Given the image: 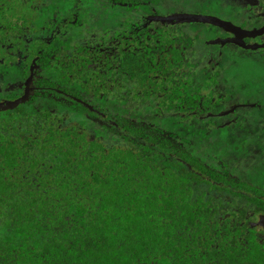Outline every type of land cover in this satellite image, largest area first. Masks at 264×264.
Masks as SVG:
<instances>
[{"label": "trees", "instance_id": "trees-1", "mask_svg": "<svg viewBox=\"0 0 264 264\" xmlns=\"http://www.w3.org/2000/svg\"><path fill=\"white\" fill-rule=\"evenodd\" d=\"M92 1L96 12L107 17L119 16L130 6L125 0ZM13 2L17 7L3 13V6ZM75 3L58 24L54 19L61 18L66 6L61 2L56 7L51 0L58 34L45 38L52 25L43 21L37 32L41 39L28 42L22 26L44 19V13L34 12L50 7L41 1L29 8L19 0H0V14L9 20L19 46L37 48L32 55H39L38 63L53 73L59 46L68 48L69 41H76L77 49L81 47L77 33L82 27L78 14L71 12ZM163 37L159 44L171 42L167 34ZM151 40L150 36L145 42ZM152 42L147 50L156 45ZM170 51L164 63L155 54L141 61L135 58L129 68L124 57L118 59L116 72L124 75L133 68L136 73L135 80L121 78L122 83L129 80L121 87L135 93L137 86L144 97L149 91L162 94L161 105H204V77L188 74L192 71L187 59ZM101 64L105 69L108 60ZM175 75L178 79L170 82ZM56 77L60 79L59 71ZM35 80L54 86L47 75ZM86 91L83 103H69L65 110L56 103L54 113L36 100L0 111V264H264L263 230L234 224L227 217L208 219L214 215L210 211L217 210L209 203L218 201L231 215L240 216L244 210L233 200L254 203L251 195L240 197L237 192L243 183L235 171L240 153L245 150L247 155L252 147L247 138L253 140L254 126L238 136L237 127H199L194 121L209 120L202 113L167 115L163 120L150 112L127 114L118 108L110 115L95 104L102 100L98 90ZM79 92L75 91L77 99ZM96 108L103 112H93ZM215 133H228L225 142L242 137L245 145H221L215 156L209 145ZM194 135L196 143L189 145Z\"/></svg>", "mask_w": 264, "mask_h": 264}, {"label": "flooded vegetation", "instance_id": "flooded-vegetation-1", "mask_svg": "<svg viewBox=\"0 0 264 264\" xmlns=\"http://www.w3.org/2000/svg\"><path fill=\"white\" fill-rule=\"evenodd\" d=\"M19 1L31 8L35 6L36 1L44 2L48 7L51 0ZM69 1L71 0H54L56 7L61 2L66 6L65 12L62 10L59 13L61 18L54 21L58 24L64 21L67 9L75 1L76 6L71 12L78 14L82 27L77 33L82 36L81 47L77 49L76 41H69L68 48L59 46L60 60L58 59L59 64L53 73L49 72L46 65L38 63L39 55H32L33 52H39L37 48L29 45L19 46L14 30L9 26V20L0 14V103L24 96L15 106L0 111L30 101L34 103L36 100L48 112L54 113L53 107L56 103H59L60 110H65L69 103H83V98L88 95L86 89L96 88L98 97L102 100L95 104H99L110 115L118 108L127 114L150 112L163 120L167 115L184 117L186 114L202 113L209 120L200 123L194 121L199 127H207L209 130L224 126L237 127L238 133L240 132L238 136H243L241 134L246 131L245 127L254 126L257 130L253 140L247 138L252 147L247 150V155L245 150L240 153L239 160L242 163H237L239 171L231 167L243 183L237 191L240 197L251 195L254 203L249 205L246 199L239 202L233 200L238 209L244 210L241 216L238 212L231 215L232 211L226 209V206L217 205L218 201L209 203L208 206L215 205L217 210L215 213L210 211V214L214 215L208 219L227 217L229 222L234 224L246 225L257 232L264 231V0H125L130 5L129 9L123 10L119 16L110 14L109 17L99 15L92 0H72L70 4ZM15 7L17 4L13 2L12 6L4 5L1 10L6 13L9 8ZM50 10L51 7L45 12L35 11L34 13H40V16L44 13V19L29 21L28 26H22L20 32L23 35L28 32L24 35L25 38L23 36L24 41L41 39L40 33L37 32L41 31L43 21L48 26L52 25L49 26L45 38H49L51 33L58 34V30L54 29L57 27L53 23L54 14L50 13ZM12 11L15 13L16 10ZM177 13L211 16L222 22L225 27L208 22L179 21L172 17ZM164 34L168 35L167 41L170 39L171 42L159 44L160 35L163 37ZM150 36L153 40L145 42ZM62 38L69 40L63 35ZM151 42L156 45L147 50ZM170 50L177 52L178 57L187 59L190 67L188 71H192L188 74L194 78L199 75L204 77L203 94L207 99L204 105H161L159 98L163 97L162 94L149 91L144 97L143 91L140 93L137 86L135 93L133 90L128 91L126 87L129 80L122 83L121 78L133 80L136 76L133 68L124 75L116 72V61L122 57L129 63L128 68L135 58L141 61L149 54H155L156 58L164 63L172 54ZM106 59L107 66L100 69V66H105L101 64L102 60ZM242 64H247V67H240ZM58 71L60 79L55 78ZM185 71L183 77H186ZM38 75H47L54 86L37 84L35 79ZM161 77L164 81V76ZM172 78L170 82L178 79L176 75ZM83 82L86 83L85 86ZM121 83L126 87H121ZM145 86L150 87L147 81ZM76 90H80V99L76 98ZM93 112L99 114L103 111L96 108ZM176 120L181 122L179 118ZM170 123L167 122L169 125ZM224 136H228V133H224L222 137L215 133L209 143L215 149V156L219 154L221 145L244 144L242 137L225 142ZM195 138L196 135L189 136L187 143L195 145ZM246 159L252 160V164L247 165ZM230 189L233 190L232 187Z\"/></svg>", "mask_w": 264, "mask_h": 264}, {"label": "water", "instance_id": "water-1", "mask_svg": "<svg viewBox=\"0 0 264 264\" xmlns=\"http://www.w3.org/2000/svg\"><path fill=\"white\" fill-rule=\"evenodd\" d=\"M172 17H175L179 21H199V22H208L215 25H219L222 27H225V25L222 22H219L216 18L211 16H203V15H197V14H184V13H177L172 15ZM24 96L17 98L12 101H4L0 103V109H6L9 107L15 106L17 103L21 102L23 100Z\"/></svg>", "mask_w": 264, "mask_h": 264}, {"label": "rangeland", "instance_id": "rangeland-1", "mask_svg": "<svg viewBox=\"0 0 264 264\" xmlns=\"http://www.w3.org/2000/svg\"><path fill=\"white\" fill-rule=\"evenodd\" d=\"M240 67L245 68V67H247V64H242V65H240Z\"/></svg>", "mask_w": 264, "mask_h": 264}]
</instances>
